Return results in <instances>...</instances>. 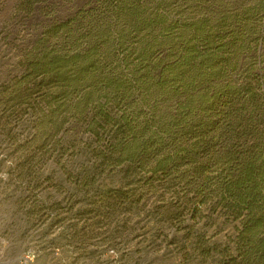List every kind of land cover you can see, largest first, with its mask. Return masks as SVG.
Listing matches in <instances>:
<instances>
[{
	"label": "trees",
	"instance_id": "16d2710c",
	"mask_svg": "<svg viewBox=\"0 0 264 264\" xmlns=\"http://www.w3.org/2000/svg\"><path fill=\"white\" fill-rule=\"evenodd\" d=\"M15 29L1 142L81 257L141 239L177 264H264V0H18ZM43 159L60 170L26 168Z\"/></svg>",
	"mask_w": 264,
	"mask_h": 264
},
{
	"label": "rangeland",
	"instance_id": "374dc122",
	"mask_svg": "<svg viewBox=\"0 0 264 264\" xmlns=\"http://www.w3.org/2000/svg\"><path fill=\"white\" fill-rule=\"evenodd\" d=\"M17 1L0 0V32L12 16ZM15 32L16 29L7 39L0 34V76L8 70L13 71L16 65V41L9 43ZM0 137V264H19V256L29 248L38 252L35 264H177L172 258L173 247L169 252L159 246L151 247L141 239L116 246L93 240L88 256L81 257L78 245L68 241L66 223L51 226L50 218L43 212L38 216L33 205L32 194L35 192L28 189L27 184L21 185L22 178L17 176L19 152L1 142L3 134ZM45 159L37 165L28 164L26 168L34 166V170L45 178L60 170V165ZM39 192L48 206L56 205L55 211L61 218L66 216L64 189L44 180Z\"/></svg>",
	"mask_w": 264,
	"mask_h": 264
},
{
	"label": "built area",
	"instance_id": "2783aa9c",
	"mask_svg": "<svg viewBox=\"0 0 264 264\" xmlns=\"http://www.w3.org/2000/svg\"><path fill=\"white\" fill-rule=\"evenodd\" d=\"M2 240L0 239V246H1ZM1 254V249H0ZM38 257V252L35 249H26L18 259L19 264H35Z\"/></svg>",
	"mask_w": 264,
	"mask_h": 264
}]
</instances>
